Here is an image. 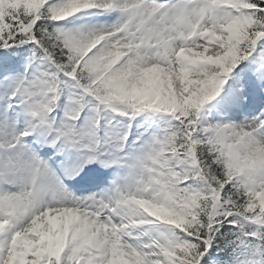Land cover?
<instances>
[{"label": "snow or ice", "instance_id": "6c2138e0", "mask_svg": "<svg viewBox=\"0 0 264 264\" xmlns=\"http://www.w3.org/2000/svg\"><path fill=\"white\" fill-rule=\"evenodd\" d=\"M0 264H264V0H0Z\"/></svg>", "mask_w": 264, "mask_h": 264}]
</instances>
